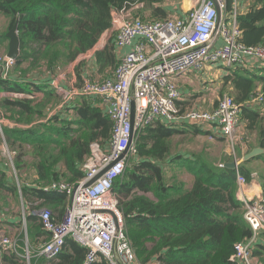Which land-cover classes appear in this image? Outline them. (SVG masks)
Listing matches in <instances>:
<instances>
[{"label": "trees", "instance_id": "16d2710c", "mask_svg": "<svg viewBox=\"0 0 264 264\" xmlns=\"http://www.w3.org/2000/svg\"><path fill=\"white\" fill-rule=\"evenodd\" d=\"M136 1L153 10L155 21L169 17L161 6L164 0H0V16L6 22L5 30L0 31V47L7 50L6 33L18 21L20 52L13 69L27 74L37 70L41 63L54 76L62 65L70 64L94 49L110 29L113 12L129 9ZM230 3L228 0L229 10ZM237 25L240 43L245 46L264 45V0H255V5L244 15L239 14ZM115 55L113 39H110L102 49L94 52L93 59L104 68L113 65ZM24 65H27L25 69ZM81 65L82 62L79 68ZM258 73H233L226 77L225 81L233 88L232 97L236 103H244L257 94L264 96V69ZM8 78L0 76V90L30 93L32 88L43 94L38 102L36 97L0 99V109L16 125L30 124L36 116L39 120L47 114V104H51L49 107L52 109L61 102V97L53 89V92L46 91V85H35L30 81L17 84ZM79 100L76 107L63 108V114L67 115L65 119L62 110L53 114L50 122L55 125L3 128L16 170L31 166L37 174L39 187L22 188L21 193L43 200L42 207L64 206L65 195L46 193L44 185L80 180L83 177L81 165L89 154L90 144L98 142L105 145L110 139L112 123L99 104L88 98ZM259 106L244 107L241 111L246 129L257 135V145L263 150L262 155L253 160L264 157V99ZM139 152H143L140 145ZM28 155L32 158L30 162L24 160ZM129 166L112 189L114 194L121 196L119 201L116 200L125 219L129 240H133L141 228L158 237V247L154 252L158 264H237L230 260L235 245L249 240L252 231L243 219L242 204L234 197L235 170L223 168L217 173L209 165L196 162L191 165L194 176L191 190L166 195L167 190L162 191L159 168L143 162L133 166L134 170L139 167V171L130 174ZM142 168H149L154 175L148 180L140 174ZM238 172L249 180L250 173L243 167L238 168ZM134 189L163 193L155 196L156 203H148L134 196ZM63 248L55 259L37 260L32 264H82L86 254L84 248L73 241H67ZM252 253L254 256L264 255L260 249H254ZM100 264L107 263L102 259Z\"/></svg>", "mask_w": 264, "mask_h": 264}, {"label": "built area", "instance_id": "2783aa9c", "mask_svg": "<svg viewBox=\"0 0 264 264\" xmlns=\"http://www.w3.org/2000/svg\"><path fill=\"white\" fill-rule=\"evenodd\" d=\"M196 1L187 15L179 19L144 21L137 15L143 8L141 3L117 12L115 18L118 15L124 18L112 22L106 34L111 33L115 49L130 50L118 57L111 78L101 82L84 81L79 89L61 90L66 99L79 96L97 102L112 123L111 135L105 145L90 144L89 154L81 166V180L74 184L58 181L45 188L64 193L69 199L60 221L53 219L48 208L30 211L43 231L35 257L54 259L66 240L72 239L86 250L82 264H100L102 259L107 264H139L112 189L123 176L131 157L137 154L141 132L157 119H182L209 124L217 127L223 136L231 137L240 123L242 109L260 107L264 96L257 94L241 104L232 96L224 95L210 111L181 113L177 109L180 93L176 80L180 77L197 74L207 65L234 68L249 58L264 63V45L240 43L237 14L233 7L228 12V0ZM235 2L231 0L234 6ZM14 63V59L0 55L2 79L8 78ZM3 128L4 120L0 118L1 136H4ZM235 171L238 200L252 236L235 245L230 260L250 264L255 239L259 233H264V187L257 197L245 196L243 188L247 181L237 169ZM3 248L16 253L12 239L0 232V249ZM25 253L29 259L28 251Z\"/></svg>", "mask_w": 264, "mask_h": 264}, {"label": "crops", "instance_id": "0c3cea01", "mask_svg": "<svg viewBox=\"0 0 264 264\" xmlns=\"http://www.w3.org/2000/svg\"><path fill=\"white\" fill-rule=\"evenodd\" d=\"M167 1L168 2L165 3L166 0H164L162 3V7L169 11H167L169 15L167 19H179L185 17L187 12L194 6V3L197 2L196 0ZM179 4H181L180 8L182 10L183 7H185L184 13L179 11ZM254 5L255 0H236L235 6L234 4L230 3V7L235 9L237 16L239 14L244 15L245 12ZM167 6H169V9ZM142 7H144V5H142ZM229 11L231 10L228 9V12ZM116 13L117 12L112 13V22L114 23L117 21L119 22L124 18L123 15H118V17L115 18ZM141 14V12H137V15L140 17ZM142 19L144 21H155L149 20L147 18ZM6 44L8 48V40ZM0 48L3 54H5L3 56H6L7 50L2 47ZM100 49H102V47H99L97 50ZM129 50L130 48H114L116 59L113 60L112 66L107 65L104 68L101 67L95 59H93V56L90 59H84L85 56L78 57L72 63L65 65V68H68V71L66 72V75L69 78L68 80H71L73 83H75L76 87L78 86L76 89H79L83 82L88 79V77H95L94 79H96L98 82H101L103 79L111 78L113 70L119 60L118 57ZM80 62H82V65L79 68ZM263 64L257 59L249 58L238 67L226 68L222 65H207L202 69L201 72L197 74L191 73L184 77H180L176 80L177 90L180 93V99L176 103L177 109L181 113L189 110L210 111L214 109L217 106L218 100L222 96H233L232 86L229 82L225 81L227 76H230L233 73L241 75L260 74L258 73V70L264 69ZM26 66L27 65H24L23 69H25ZM37 67V70H32V72L27 74H23L20 69L19 71H16L12 67L8 74V79L11 82L17 84L31 82L35 85H46V91H54L56 95L61 97V102L55 105L53 109H50L51 106L49 107L51 104H47L49 108H45L46 112L48 111L47 114L41 117L39 120L36 116L30 124H24L20 126L6 118L4 120V129L16 126L18 128L20 127L22 129H28L38 124L55 125L54 123L50 122V118L54 116L53 114H56L62 110L61 113L65 119L67 115L63 114V108L67 106L76 107L78 102H80L79 99L83 98L74 96L66 99V95L61 93V90L63 92H67L73 88L69 89L68 81L66 82L64 75L57 73L53 76L41 63ZM75 69H77V72H75ZM99 72L102 74L97 76ZM55 87H57V89H54ZM31 89L30 93L7 92L10 93L9 95L4 93L6 92L5 90H0V95H8L2 98L11 97L31 99L32 97H36V101H40V99L43 97L42 92ZM75 99L79 101L75 102ZM91 102H94L95 104V101L91 100ZM100 109L102 110L101 106ZM7 116L9 115L7 114ZM233 135L238 144L236 151L239 153V155H242L243 153V157L250 153L253 149L260 148L257 145V135L254 132L246 129L245 122L242 119L237 128L234 130ZM209 137H213V139H210ZM253 137L255 142H253ZM227 139V136L220 134L217 127L211 126L209 124H198L182 119L175 121L157 119L149 127L145 128L138 136L137 154L131 157L129 166L130 168H128L130 169L131 174L134 171H139L140 169L137 167L138 169L134 170L133 166H138L143 164V162L147 165H155L157 168H159L160 179L162 180L163 184L162 191L165 189L167 190L165 194L170 195L174 193L179 194L181 191L185 192L191 190L194 184V176L192 174L193 172L191 171L192 164L196 162L205 163L209 165V167L215 172L220 173L223 168L230 169L227 166L235 162L237 170L238 168L243 167L250 173L249 180H246L247 185L243 188V194L247 197H257L261 193L262 187H264V172H261L264 170V157L255 160H253V157L252 159L248 160L249 162L243 161V157L240 159V161H237L236 159L233 160L232 155H230L231 151L228 145L229 139ZM138 145H140L143 150V152H139V154ZM24 160L30 162L32 158L30 155H28L27 157L25 156ZM254 165H257V169L254 167ZM61 171H64V168H61ZM140 174L146 176L148 180L154 175L149 168H142ZM0 181V184L2 185L0 186V232L11 238L14 245L16 246V253L7 248L0 249V264H32L33 261L36 262L37 260H44L34 256L42 241L43 231L38 219L32 217L30 215V211L36 207L48 208L52 212L53 219L58 222L62 219L63 213L69 204L68 197L64 193L45 190V188L50 187V185L53 183L49 184L48 186L44 185L45 188L43 190L46 193L64 194L66 199L64 206L48 205V207H42L40 205H43V200L35 198L34 195H23L21 193L22 188L33 189L39 187L37 174L31 166H26L18 171L16 170L14 166L13 154L7 146L4 136L1 135ZM77 181L79 180L68 184H74ZM62 182L67 183V180ZM162 191L156 192L154 190L148 189L143 191L137 190V192H140V197L148 203H156L157 199L155 196H161V193H163ZM234 197L239 202L238 198L240 195L237 192V185L235 187ZM23 218L25 221H23ZM130 240L133 244L134 252L138 262L140 261L141 264H158L156 254L154 253L158 247V237L146 232L143 228H141L140 233L135 236L133 240ZM255 240L256 245L254 249L256 251L259 249L261 252L264 251V233H259ZM67 241H72V239H67L66 242ZM25 250H27L29 253V259H26ZM158 250L163 249L159 248ZM138 257L141 259L139 260ZM11 258L12 260L9 261ZM261 260H264V255L254 256L252 253L250 264H264L260 263Z\"/></svg>", "mask_w": 264, "mask_h": 264}, {"label": "rangeland", "instance_id": "374dc122", "mask_svg": "<svg viewBox=\"0 0 264 264\" xmlns=\"http://www.w3.org/2000/svg\"><path fill=\"white\" fill-rule=\"evenodd\" d=\"M168 1L166 0V2L165 3H167ZM135 3H140L139 1H136ZM142 4V3H141ZM162 6V5H161ZM180 6H181V4H179V8H180ZM167 8L169 9V6H167ZM127 10V9H126ZM166 11H168L167 9H165ZM184 10H185V7H183V10L180 8L179 9V11H181L182 13H184ZM139 12H141L142 14H141V17L142 18H147V19H149V20H156V19H154V17L152 16V13H153V10H151V8L150 7H148V6H144L143 8H141V9H139ZM169 12V11H168ZM5 26H6V22H5V20L0 16V31H4L5 30ZM110 39H112V36H111V33L110 32H108L105 36H104V39L102 40V41H99V43L97 44V47H96V50L99 48V47H104L105 45H106V43L110 40ZM103 43H104V45H103ZM96 50H94L93 49V51L91 50L89 53H87V55H84L83 57H84V59H90L92 56H93V52H95ZM0 55H5V54H3V52H2V50L0 49ZM61 68V67H60ZM64 70V71H63ZM68 71V68H65V65H62V68L59 70V71H57V73H59V74H61V75H64V79L66 80V82L68 81V86H69V89H76L77 87H76V84L75 83H73L71 80H68L69 78L67 77V72ZM56 73V74H57ZM55 74V75H56ZM102 73L101 72H99L98 74H97V76H100ZM95 78V77H94ZM94 78H88V79H86L85 81H95V82H98L96 79H94ZM80 83V82H79ZM4 92V91H3ZM5 94H10V93H7V91L6 92H4ZM8 95H0V98H2V97H5V96H8ZM74 99V98H73ZM75 102H78L79 100H77V99H75L74 100ZM53 109V108H52ZM5 112H3L1 109H0V118L2 119V120H5L6 118L8 119V116L7 115H5L4 114ZM229 139V140H228ZM228 145H229V149H230V151H231V154L230 155H232V157H233V160L234 159H236L237 161H240V159L243 157V153H242V155H239V153H237V146H238V144H237V142H236V140H235V138H234V135L232 134V136L231 137H228ZM253 142H255V140H254V137H253ZM224 150H225V148H224ZM129 165H130V161H129ZM253 167V166H252ZM254 167H256V169H257V165H254ZM130 168V167H129ZM129 168H127V169H129ZM262 173L264 172V170H262L261 171ZM126 178V177H125ZM134 196H138V197H140V192H137V190L136 189H134L133 190V193H132ZM112 196L113 197H115L118 201H119V199H121V196L120 195H116V194H112ZM118 201H117V203H118ZM122 212V211H121ZM7 236V235H6ZM139 258V260L141 259L140 257H138ZM139 263H140V261H139ZM260 263H264V260H261L260 261ZM141 264V263H140Z\"/></svg>", "mask_w": 264, "mask_h": 264}, {"label": "water", "instance_id": "95a60500", "mask_svg": "<svg viewBox=\"0 0 264 264\" xmlns=\"http://www.w3.org/2000/svg\"><path fill=\"white\" fill-rule=\"evenodd\" d=\"M6 38L8 40V48L6 53V58L8 59H16L19 56L20 52V40L18 36V21H16L12 28L6 33ZM132 116H133V104H132ZM263 153V150L260 148L253 149L250 153L246 154L243 157V161H248L253 157H256ZM231 170L236 169V163L229 164L227 166ZM117 260V258H116Z\"/></svg>", "mask_w": 264, "mask_h": 264}]
</instances>
